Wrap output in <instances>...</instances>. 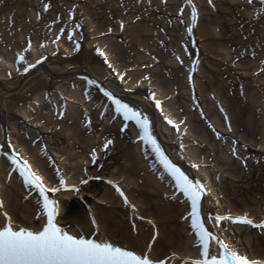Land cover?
Wrapping results in <instances>:
<instances>
[{
  "label": "bare ground",
  "instance_id": "6f19581e",
  "mask_svg": "<svg viewBox=\"0 0 264 264\" xmlns=\"http://www.w3.org/2000/svg\"><path fill=\"white\" fill-rule=\"evenodd\" d=\"M262 10L264 0H0V138L8 133L50 184L76 185L100 234L145 250L155 224V258L196 253L187 202L114 100L146 106L165 151L208 181L206 203L263 220ZM3 191L14 218L36 226L30 189L14 176ZM71 195L60 217L89 234L87 210L66 220ZM228 228L264 258V233Z\"/></svg>",
  "mask_w": 264,
  "mask_h": 264
},
{
  "label": "snow or ice",
  "instance_id": "6c2138e0",
  "mask_svg": "<svg viewBox=\"0 0 264 264\" xmlns=\"http://www.w3.org/2000/svg\"><path fill=\"white\" fill-rule=\"evenodd\" d=\"M249 2L251 3V0ZM47 8L48 5H45V10ZM69 39H72V37L69 36ZM20 59L22 60L23 56ZM30 67H34V65ZM25 71H27V68ZM107 95L110 96V94ZM114 103L117 106L116 111L122 112L125 119L136 122L143 132L141 139L152 144L155 151L160 153L159 146L149 133L147 119H141L138 112L133 111L127 105L121 104L118 100H114ZM156 105L159 107L160 102L157 101ZM168 123L171 124L173 122L169 120ZM111 143L110 140L107 141L105 148ZM160 154L165 168L168 169L174 177L177 186L191 202L192 211L189 215L192 227L198 237L202 257L192 261V264H264V261L250 260L246 256L240 255L205 227L198 211L201 197L205 195L203 185L199 184V182L193 183L179 168L172 165L162 153ZM12 162L17 165L24 183L32 186L37 191L47 220L41 229L37 231L24 227H15L10 220L0 226V264H165L163 260L154 261L148 255H138L136 252L118 247L107 240L98 242L94 239H87L82 235L74 236L64 231L55 222L57 215L56 202L50 200L48 196V192H58L62 188L67 187L63 178L61 177L60 179V187L49 189L43 184L42 178L32 171L26 160L21 161L18 159V154L12 156ZM81 183H87V181L84 180ZM72 188L78 191L75 186H72ZM0 208H3V202H0ZM4 216L7 217V213H4ZM214 219L217 224L220 221L227 220L231 223L264 228V221H261L260 224H254L253 220L247 216L217 215ZM210 240L220 245L219 256L210 255Z\"/></svg>",
  "mask_w": 264,
  "mask_h": 264
},
{
  "label": "rangeland",
  "instance_id": "374dc122",
  "mask_svg": "<svg viewBox=\"0 0 264 264\" xmlns=\"http://www.w3.org/2000/svg\"><path fill=\"white\" fill-rule=\"evenodd\" d=\"M78 207L80 208L81 206L79 204L78 205L76 204V208H78Z\"/></svg>",
  "mask_w": 264,
  "mask_h": 264
}]
</instances>
